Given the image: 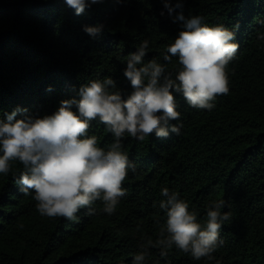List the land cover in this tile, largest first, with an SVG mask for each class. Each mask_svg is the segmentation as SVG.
Here are the masks:
<instances>
[{
	"label": "trees",
	"instance_id": "trees-1",
	"mask_svg": "<svg viewBox=\"0 0 264 264\" xmlns=\"http://www.w3.org/2000/svg\"><path fill=\"white\" fill-rule=\"evenodd\" d=\"M0 264H264V0H0Z\"/></svg>",
	"mask_w": 264,
	"mask_h": 264
}]
</instances>
